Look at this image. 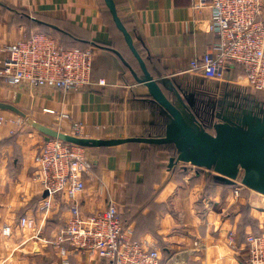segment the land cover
Masks as SVG:
<instances>
[{"label": "crops", "instance_id": "1", "mask_svg": "<svg viewBox=\"0 0 264 264\" xmlns=\"http://www.w3.org/2000/svg\"><path fill=\"white\" fill-rule=\"evenodd\" d=\"M192 1L115 3L155 78L173 79L193 93L221 96L226 90L236 91L264 102V91L248 86L240 65L229 67L224 78L212 81L192 69V61L201 59L218 40L210 30L211 8L195 10ZM110 13L105 0H0V46L30 35L45 22L61 32L69 46L83 44L94 52L93 83L81 91L0 82V101L65 132H71L74 122H81L83 137L147 136L154 129L157 110L147 88L135 81L112 50L118 49L136 66ZM100 79L106 84H98ZM19 116L0 108V264H98L99 259L88 252L70 248L62 254L53 245L68 218V205L63 196L50 195L40 180L35 158L49 136L23 125ZM148 150L146 143L87 148L94 166L85 175L86 189L80 195L83 211L104 210L113 198L129 222L127 229L137 239L156 244L164 264L176 253L185 256V264L244 262L243 251L228 244L231 230L237 236L243 230L242 190L237 195L238 186H228L216 180L214 173L189 164L169 167L173 156L168 151H160L154 164H149L143 160ZM45 198L51 200L50 208H43ZM255 216L264 230V211ZM22 217L29 218L30 225L21 226ZM6 226L9 234L4 232ZM250 231L247 226L245 233ZM196 240L204 247L191 252Z\"/></svg>", "mask_w": 264, "mask_h": 264}, {"label": "built area", "instance_id": "2", "mask_svg": "<svg viewBox=\"0 0 264 264\" xmlns=\"http://www.w3.org/2000/svg\"><path fill=\"white\" fill-rule=\"evenodd\" d=\"M192 7L211 8L210 30L218 37L201 59L192 61V69L212 81L224 78L229 67L240 65L248 86L264 91V0H193ZM93 61L92 48L65 47L52 34L36 30L0 46V82L81 91L93 83ZM98 84L105 85L106 80L100 79ZM55 129L63 131L60 127ZM71 129L66 133L82 136L81 122H74ZM35 160L41 171L40 180L49 194L63 196L68 205V218L52 241L62 254L71 248L94 255L99 259L98 264H164L156 244L133 238V232L124 227L122 211L113 198H109L104 210L83 211L80 195L86 189L85 175L94 166L87 147L48 137ZM235 193L239 195V187ZM50 206L51 200L45 198L43 208ZM30 223L27 217L20 220L23 227ZM4 232L9 234L10 227L6 226ZM228 244L243 251L244 262L264 264V230L249 232L243 244H239L237 232L231 230ZM203 247L204 243L196 240L195 248L190 251ZM165 262L185 264L186 261L182 253H176Z\"/></svg>", "mask_w": 264, "mask_h": 264}, {"label": "water", "instance_id": "3", "mask_svg": "<svg viewBox=\"0 0 264 264\" xmlns=\"http://www.w3.org/2000/svg\"><path fill=\"white\" fill-rule=\"evenodd\" d=\"M105 2L117 28L123 33L129 48L138 60L142 74H138L118 50H112L128 66L135 81L147 88L152 101L159 104L168 115L170 120L165 135L111 139L83 137L44 125L28 117L11 103L0 101V108L14 111L24 117L28 124L49 137L87 148L113 147L129 142L172 143L176 146L178 154L176 157H171L169 167L185 163L197 168L213 170L218 181L228 184H236L242 174L244 185L264 194V107L258 104L256 107H245L234 103L233 108L214 111L213 130H206L191 110L196 93L186 91L173 79L155 78L149 71L144 57L136 48L132 34L120 18L115 0H105ZM165 90L172 92L175 99H170Z\"/></svg>", "mask_w": 264, "mask_h": 264}, {"label": "trees", "instance_id": "4", "mask_svg": "<svg viewBox=\"0 0 264 264\" xmlns=\"http://www.w3.org/2000/svg\"><path fill=\"white\" fill-rule=\"evenodd\" d=\"M111 16H112V14H111ZM111 16H110V19H111L112 25L116 29V31H118L119 35L123 39V41H124L128 51H129L131 57H133V60L135 61L136 66H134L131 62H129V64L132 66L133 69H135V70L137 69V71H141V73H142V70H141V67H140V64H139L138 60L136 59V57L134 56L133 52L129 48L123 33L117 28V26H116V24H115V22L113 20V16H112V18H111ZM124 24H125L126 28L130 31V29L128 28V26L126 25L125 22H124ZM39 30L44 31L46 33H50L53 36H59L62 40H65V38L61 35V32H59V31H57L55 29H52L50 27V25H48L45 22H43L41 24ZM74 40H76V39H74ZM76 41H79V39H77ZM64 42L68 43L69 41H64ZM135 45H136V48L138 49V51L140 52V54L142 55V52L139 49L138 45L137 44H135ZM65 47H74V46H65ZM78 47L83 48V49L87 48V46H84L83 44H79ZM116 50H118V49H116ZM144 59H145V57H144ZM145 61H146V59H145ZM146 63H147V61H146ZM165 92H166L167 96L170 99H175V95L172 92L167 91V90H165ZM231 97H233L235 100H237V104L238 105H242V106H245V107H253V106L256 107V105L258 104L261 107H264V102L263 101L257 100L256 98H252L251 95H249V97L247 98V97H243V94L241 92L232 91L231 92ZM152 102L154 103V105L156 107V110H157V119H156V123H155V125L153 127L154 129L147 136L162 137L166 133V126H167V124H168L170 119H169L168 115L162 110V107L159 104H157L154 101H152ZM191 110L193 111V113L197 117L198 121L206 128V130H209V131L213 130L212 129V124H213V116H212V114L213 113L210 112L211 111V107H210V104H209V96L208 95L203 94V93H196L194 104L191 107ZM220 110L221 109L218 106L216 111H220ZM127 144H130V145L132 144L133 145V144H141V143H139V142H129ZM100 148H109V147H100ZM160 151H168V152L171 153V155L173 157H176L177 154H178L176 146L174 144H172V143H168V144H149V150H148V152H145V154L143 155V158H144L143 160L146 161L149 164H154L156 156H157V154ZM224 184H226L228 186H234L235 185V184H228V183H224ZM122 220H123V223H124V227L127 228L128 225H129V222H127V220L125 219V217L123 215V212H122ZM257 221H258V219H257ZM240 226L243 227V230H240V235H238L239 244H243L245 242V237L248 234V233L247 234L245 233V229H246L247 226H250L252 228V231H250V232L260 233L262 231L259 228L258 224L251 223L249 221L244 222V217H243L242 220H240ZM133 238L137 239V237H136V235H134V233H133Z\"/></svg>", "mask_w": 264, "mask_h": 264}, {"label": "rangeland", "instance_id": "5", "mask_svg": "<svg viewBox=\"0 0 264 264\" xmlns=\"http://www.w3.org/2000/svg\"><path fill=\"white\" fill-rule=\"evenodd\" d=\"M55 38L57 39V41L61 45L69 46V43L64 42L67 40H62L59 36H55ZM212 87H214V86H212ZM226 91H224V92H226ZM227 93L230 95L229 101H233L232 103L236 102V104H237V100H235L233 97H231V92L228 91ZM206 95L209 96V102L210 101H217V100L221 99V97H222V96L215 95L214 93H211V94L209 93ZM227 108H233V106H231V107L229 106ZM19 119L22 121L23 125H27L28 127H32L30 124H28V122L26 121V119L24 117L19 116ZM55 128H57V126ZM205 170L210 171V172L215 174V171H213V170L204 169V171ZM235 185L238 186L240 188V190H242L241 195H240V198L242 199V204L239 206L240 214L242 215L241 220L244 217V222L249 221L251 223L258 224L257 217L255 215H258L260 213V211H264V194L259 193L257 191H254V190L248 188L246 185H244L242 183V174L238 177Z\"/></svg>", "mask_w": 264, "mask_h": 264}, {"label": "flooded vegetation", "instance_id": "6", "mask_svg": "<svg viewBox=\"0 0 264 264\" xmlns=\"http://www.w3.org/2000/svg\"><path fill=\"white\" fill-rule=\"evenodd\" d=\"M228 91L224 92L221 96V99L217 100V101H210L209 104H210V107H211V113H213L214 111L217 110L218 106L219 108L222 110V109H225L227 107H231L233 106L234 103H232L233 101H229V97L230 95L227 93ZM195 100V99H194ZM236 109H238V107H235Z\"/></svg>", "mask_w": 264, "mask_h": 264}]
</instances>
